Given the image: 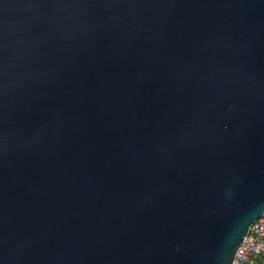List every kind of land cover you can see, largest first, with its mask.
<instances>
[{"label": "water", "instance_id": "1", "mask_svg": "<svg viewBox=\"0 0 264 264\" xmlns=\"http://www.w3.org/2000/svg\"><path fill=\"white\" fill-rule=\"evenodd\" d=\"M264 213V0H0V264H232Z\"/></svg>", "mask_w": 264, "mask_h": 264}, {"label": "built area", "instance_id": "2", "mask_svg": "<svg viewBox=\"0 0 264 264\" xmlns=\"http://www.w3.org/2000/svg\"><path fill=\"white\" fill-rule=\"evenodd\" d=\"M232 264H264V213L249 227Z\"/></svg>", "mask_w": 264, "mask_h": 264}]
</instances>
